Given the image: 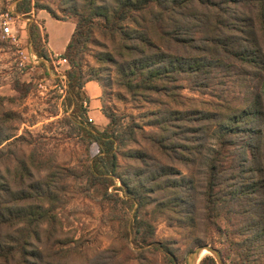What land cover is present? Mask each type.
Segmentation results:
<instances>
[{
  "label": "rangeland",
  "instance_id": "374dc122",
  "mask_svg": "<svg viewBox=\"0 0 264 264\" xmlns=\"http://www.w3.org/2000/svg\"><path fill=\"white\" fill-rule=\"evenodd\" d=\"M18 1L0 0V28L8 20L17 38L0 32V128L3 134L21 136L10 146L2 147L6 154L0 158V180L18 189L48 176L56 186L53 195H57L52 200L55 219L50 226L41 224V232L30 247L34 253L31 261L86 264L112 250L127 264H143L140 256L149 264H168L162 252L135 246L130 231L133 210L120 205L114 193L123 197L121 178L132 187L138 183L150 187L152 175L168 168L167 172H175L170 174L173 179L180 181L181 176H190L192 183L188 184L187 193H193L199 206L206 185L207 163L217 144L214 130L220 129L219 116L229 112L226 105L231 102L246 105L245 83L231 88L233 91L223 92L225 86L220 84L214 86L215 91L211 87L197 90L181 73H175L143 86L138 32L130 30L127 37L118 31L112 37L93 25L80 56L84 76L93 74L90 78H95L100 91V112L94 111L98 103L89 104V95L84 107L94 124L104 127L109 123L108 114H114L116 122L115 183L105 191L100 182L94 185L90 177L89 166L98 147L85 138L78 123L81 119L72 112L73 105H69L66 96L67 65L56 62L63 52L49 38L50 33L55 34L58 47L67 44L76 27V10H81L83 0H31V11L23 15L16 10ZM49 10L54 11L55 17ZM32 23L39 27L41 51L48 57L38 56L30 40ZM149 50L155 52L154 48ZM123 67L128 68L126 71L132 73L137 84L134 90L133 84L132 91L130 78H122ZM167 118L170 119L165 121ZM259 120L264 121V116ZM196 141L205 146L201 154L188 149L197 146ZM256 156L258 172L264 177L263 138ZM162 194L159 190L152 196ZM151 206H145L141 214L151 213ZM24 224L20 222V226ZM155 225V239L173 248L178 264H187L188 253L196 246L193 236L164 217L158 218ZM125 230L131 234L125 236ZM214 240V245L223 250L222 238L215 236ZM40 253L43 261L34 257ZM232 257L233 253L225 258L227 264H232ZM263 263L264 257L254 264Z\"/></svg>",
  "mask_w": 264,
  "mask_h": 264
},
{
  "label": "trees",
  "instance_id": "16d2710c",
  "mask_svg": "<svg viewBox=\"0 0 264 264\" xmlns=\"http://www.w3.org/2000/svg\"><path fill=\"white\" fill-rule=\"evenodd\" d=\"M109 2L83 0L81 10H76L75 30L61 54L67 59L64 73L69 105H73L72 112L81 119L78 123L85 138L98 147L89 166L93 184L100 182L107 191L115 183L113 175L117 166L114 114H106L109 123L103 127L89 121L84 107V102L89 101L84 84L95 78H90L93 74L84 76L80 53L88 32L96 24L112 37L118 31L124 36L130 30L138 32L143 56V67L140 68V75L144 76L141 79L143 86L175 73H181L182 78L189 80L197 90L211 87L215 91L214 86L220 84L225 86L223 92L233 91L231 88L242 87L245 83L246 105L231 102L226 105L229 112L219 116L220 129L214 130L217 144L207 163L206 185L199 206L193 193H187L188 184L192 183L190 176H181L180 181L173 179L170 174L175 172L173 169L167 172L168 168L152 175L150 187L145 183L132 187L121 178L123 197L114 194L120 205L133 210L130 231L135 246H148L152 252H162L168 264L178 263L173 248L167 242L155 239V223L160 217L186 228L196 245H214V237H221L224 245L221 254L225 259L233 253L232 264H254L264 257V177L258 172L260 167L256 156L260 141L264 139V121L259 120L264 116V0ZM16 10L22 15L29 13L31 0L18 1ZM49 12L55 17L54 11ZM124 29L125 34L122 33ZM29 31L38 56L48 57L41 51L42 36L38 25L32 23ZM152 48L155 52L149 50ZM105 59L109 61L108 57ZM127 69L122 68V78H130L129 89L132 91L133 84V90L137 84ZM14 136L3 134L0 128V158L6 154L2 147L6 148L21 138ZM196 143L197 146L188 149H191L190 153L201 154L205 146L202 142ZM254 173L259 174L254 176ZM46 177V180L29 182L27 187L18 189L0 180V264H39L31 261L34 253L30 247L41 232V224L50 226L55 219L52 200L57 198L56 194L53 195L55 183ZM159 190L163 191L162 195L152 196ZM145 206H151L148 215L141 214ZM20 222L25 224L20 226ZM11 226L15 227L6 230ZM129 233L125 230V236ZM34 257L43 261L42 253ZM140 258L143 264H149L144 256ZM50 264L69 263L50 261ZM86 264L127 263L115 251L108 250ZM200 264L217 263L212 255L206 254Z\"/></svg>",
  "mask_w": 264,
  "mask_h": 264
},
{
  "label": "water",
  "instance_id": "95a60500",
  "mask_svg": "<svg viewBox=\"0 0 264 264\" xmlns=\"http://www.w3.org/2000/svg\"><path fill=\"white\" fill-rule=\"evenodd\" d=\"M206 253L212 255L217 264H227L224 257L221 254L220 249L210 243L197 244L189 253L187 257V264H198V262L206 255Z\"/></svg>",
  "mask_w": 264,
  "mask_h": 264
},
{
  "label": "crops",
  "instance_id": "0c3cea01",
  "mask_svg": "<svg viewBox=\"0 0 264 264\" xmlns=\"http://www.w3.org/2000/svg\"><path fill=\"white\" fill-rule=\"evenodd\" d=\"M54 36H56L55 34H49V38H51V40H52V42L54 43L53 44V46L56 48V49H58L59 50V52H63L64 51V49H65V46H66V44H64L63 46H61V47H58L56 44H57V39L58 38H54ZM67 43V42H66ZM53 46H51V48L53 49ZM54 50V49H53ZM96 83V81L94 80V79H91V80H89V81H87L85 84H84V89L86 90V92H87V94L91 97V99H90V102H89V104L90 103H98L95 107V109H94V111L95 112H100V110L99 109H97V108H99L100 106H99V103H100V100H99V94H100V91H99V89H98V86L95 84ZM89 112V111H88ZM100 116H98L97 118H99Z\"/></svg>",
  "mask_w": 264,
  "mask_h": 264
},
{
  "label": "built area",
  "instance_id": "2783aa9c",
  "mask_svg": "<svg viewBox=\"0 0 264 264\" xmlns=\"http://www.w3.org/2000/svg\"><path fill=\"white\" fill-rule=\"evenodd\" d=\"M18 17H20V15H17ZM0 32L3 35H7L11 38H13L14 40H17L16 35L14 34V28L10 25V22L8 20L3 21V25L0 28ZM56 62L58 64H67V59L64 57H59ZM66 81V79H65ZM66 86V83H65Z\"/></svg>",
  "mask_w": 264,
  "mask_h": 264
},
{
  "label": "bare ground",
  "instance_id": "6f19581e",
  "mask_svg": "<svg viewBox=\"0 0 264 264\" xmlns=\"http://www.w3.org/2000/svg\"><path fill=\"white\" fill-rule=\"evenodd\" d=\"M206 253V251H204V254ZM207 254V253H206Z\"/></svg>",
  "mask_w": 264,
  "mask_h": 264
}]
</instances>
